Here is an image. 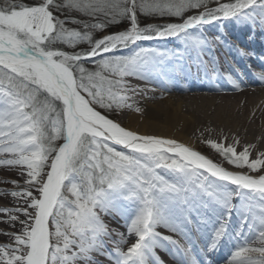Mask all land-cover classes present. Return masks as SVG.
I'll return each instance as SVG.
<instances>
[{
    "label": "snow or ice",
    "instance_id": "1",
    "mask_svg": "<svg viewBox=\"0 0 264 264\" xmlns=\"http://www.w3.org/2000/svg\"><path fill=\"white\" fill-rule=\"evenodd\" d=\"M222 20L264 29V0H0V167L23 180L2 193L19 200L0 208L19 228L0 230L7 236L0 264H98L96 255L114 264H163L155 255L162 242L182 253L183 264H199L193 230L204 233L207 251L243 237L225 264H264V137L245 145L233 138L227 146L209 140L215 160L112 118L143 114L136 98L148 89L132 79L169 77L183 60L179 45L144 42L181 41L190 59V49L209 43L201 30ZM212 65L218 73L214 59ZM260 69L253 78L264 84ZM226 78L233 91L246 86L232 72ZM253 199L258 237L246 235ZM116 213L126 234L105 223ZM255 239L259 245L250 246Z\"/></svg>",
    "mask_w": 264,
    "mask_h": 264
},
{
    "label": "bare ground",
    "instance_id": "2",
    "mask_svg": "<svg viewBox=\"0 0 264 264\" xmlns=\"http://www.w3.org/2000/svg\"><path fill=\"white\" fill-rule=\"evenodd\" d=\"M201 31L209 43L190 49V59L189 53H184L181 41L144 42L146 47L167 49L179 45L178 51L183 54V60L173 65L175 71L169 77H161L152 83L132 79L131 83L148 89L143 96L136 98L144 112L141 115L134 110L126 111L116 119L126 128L175 138L200 152L209 151L206 146L209 140L225 146L231 144L233 138H238L240 145L261 141L264 137V84L255 81L253 72L261 71L260 66H264V29L254 28L250 23L222 20ZM214 36L220 37L217 43H211ZM238 49H244L251 55L242 56ZM213 59L218 65V73L212 72ZM181 67L184 71H180ZM227 71L242 77L246 86L233 91L231 82L226 78ZM208 156L218 160L213 152ZM13 180L23 183L16 170L0 167V208L13 209L19 206L18 198L2 195L5 191L18 190L13 188ZM252 205L253 228L246 235L258 237L261 230L258 199H253ZM122 216V213L114 214V218L106 216L108 228L126 234V221ZM20 219L24 217L21 215ZM233 224L240 227L238 214L234 216ZM18 228V224L11 227L8 214L0 212V230L16 231ZM158 231L162 235L172 236L180 244L186 243L179 235L163 227L158 228ZM203 235V232L196 234L193 230L191 237L194 245L192 255L199 264H225L234 251V244L243 242L242 236L226 237L220 247L207 251L201 239ZM6 242L7 236L0 235V243ZM258 245V239L250 241V246ZM155 255L163 264H183L182 253L178 254L176 248L167 242H162L155 249ZM249 255L253 259L258 257L257 253ZM94 258L98 264H114V260L104 255H96Z\"/></svg>",
    "mask_w": 264,
    "mask_h": 264
},
{
    "label": "rangeland",
    "instance_id": "3",
    "mask_svg": "<svg viewBox=\"0 0 264 264\" xmlns=\"http://www.w3.org/2000/svg\"><path fill=\"white\" fill-rule=\"evenodd\" d=\"M17 2H22V0H17ZM146 22H152V21H146ZM118 30H119V29H117V28H112V29H110V31H118ZM125 52H126V50H125ZM112 118H113V119H116L117 116H113ZM211 152L214 153V151H210V150H209V151H207V150H203V151H201V153L206 154V155H211ZM216 159L219 160V157L216 156ZM109 229H110V228H109ZM235 241H237V239H236ZM106 242L108 243V249H110V250H112V251H115V245H113L111 242H108V241H106ZM239 243H241V241L235 243L234 246H236V245L239 244Z\"/></svg>",
    "mask_w": 264,
    "mask_h": 264
}]
</instances>
